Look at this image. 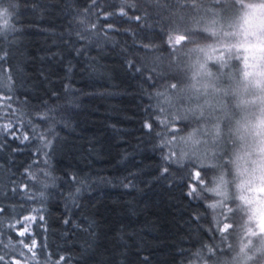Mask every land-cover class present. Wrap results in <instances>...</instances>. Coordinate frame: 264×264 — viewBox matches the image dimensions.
Masks as SVG:
<instances>
[{
	"label": "trees",
	"instance_id": "1",
	"mask_svg": "<svg viewBox=\"0 0 264 264\" xmlns=\"http://www.w3.org/2000/svg\"><path fill=\"white\" fill-rule=\"evenodd\" d=\"M240 8L0 0V264H237L256 251L232 191L241 67L227 50L204 59Z\"/></svg>",
	"mask_w": 264,
	"mask_h": 264
},
{
	"label": "rangeland",
	"instance_id": "2",
	"mask_svg": "<svg viewBox=\"0 0 264 264\" xmlns=\"http://www.w3.org/2000/svg\"><path fill=\"white\" fill-rule=\"evenodd\" d=\"M229 1L241 6L239 17L219 32L217 48L207 49L204 59L221 62L227 50L239 60L243 88L239 85L236 91L237 105L249 118L232 129L235 139L240 140L231 164L232 191L236 211L244 215L247 224L245 247L251 245L256 251L250 254L240 251L235 259L237 264H245L258 255L256 264H264V0ZM173 129L177 131L178 126L174 125L170 131ZM222 177L225 184L220 193L230 191L225 175Z\"/></svg>",
	"mask_w": 264,
	"mask_h": 264
},
{
	"label": "snow or ice",
	"instance_id": "3",
	"mask_svg": "<svg viewBox=\"0 0 264 264\" xmlns=\"http://www.w3.org/2000/svg\"><path fill=\"white\" fill-rule=\"evenodd\" d=\"M93 3L95 4L96 3V0H93ZM120 15L121 16L125 15L123 9H121ZM135 19L138 21V20L141 19V17L137 16V17H135ZM109 27L112 28L111 25ZM173 132H175V129H173ZM27 139H28V137L25 136L24 137V140H27ZM200 177H201V171H200V169H196L194 172H192V179L194 181V183L191 184V189L192 190L196 189L199 186V184H200ZM4 211H5V209H0V213H3ZM25 219H35V218L34 217H31V218L25 217ZM40 221L41 222L43 221V217L42 216L40 217ZM40 226H41V224L40 223H37V228H39ZM26 232H28V229H24V231L19 232V235L20 236H24L26 234ZM21 243H24V242L21 241ZM35 244H36V241H35V239H33L32 240V246L34 247ZM25 247H29V246L27 244H25ZM29 250L31 251L32 249L29 248ZM3 259H4V257L3 256H0V260H3Z\"/></svg>",
	"mask_w": 264,
	"mask_h": 264
},
{
	"label": "clouds",
	"instance_id": "4",
	"mask_svg": "<svg viewBox=\"0 0 264 264\" xmlns=\"http://www.w3.org/2000/svg\"><path fill=\"white\" fill-rule=\"evenodd\" d=\"M0 10H2V9H0ZM4 20L5 21H7L8 20V15H7V13H5V15H4ZM3 25V24H2ZM6 26V25H5Z\"/></svg>",
	"mask_w": 264,
	"mask_h": 264
}]
</instances>
